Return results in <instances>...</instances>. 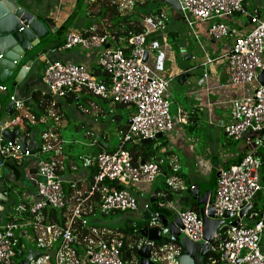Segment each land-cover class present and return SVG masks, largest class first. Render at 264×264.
Wrapping results in <instances>:
<instances>
[{
	"label": "built area",
	"instance_id": "2783aa9c",
	"mask_svg": "<svg viewBox=\"0 0 264 264\" xmlns=\"http://www.w3.org/2000/svg\"><path fill=\"white\" fill-rule=\"evenodd\" d=\"M111 1L120 11L131 10L135 4V0ZM178 2L180 15L189 27L197 22L206 23L210 40L232 38L230 49L218 59L227 66L229 85L239 86L244 92L229 102V116L218 124L231 140L245 141L250 152L220 170L208 204L213 210L212 218L220 224L209 241L203 239L204 223L199 213L169 203L167 208L178 216L182 234L192 241L203 240L209 245L211 255L207 264H264V16L257 7L248 9L246 0ZM236 14L247 19L250 29L246 34L229 25ZM237 22L244 25L240 19ZM143 23L146 28L150 24V27L155 26L151 19ZM148 38L145 30L128 37L68 30L63 47H79L85 52L98 50L97 67L106 79L84 64L49 61L42 77L44 95L60 99L69 92H88L102 100L130 105L133 112L120 131L123 145H137L157 134H169L176 123L187 125L189 120L182 110L179 109L175 117L170 113L171 78L148 63L149 53L148 60L144 61V53L149 52ZM213 60L207 57L203 64L207 66ZM261 72L262 80L259 78ZM5 89L0 85V90ZM10 101L16 109H22V100L13 95ZM52 117L57 119V116ZM22 118L35 121L33 116L22 114L15 116L12 124L21 122ZM61 150L62 140L57 132L40 133L35 152L38 154L35 194L30 201L15 206L8 221L0 223V264H19L27 256L26 264H126L121 236L91 225L88 218L96 212L107 215L137 210L139 200L125 186L152 183L160 172L159 162H134L123 147L111 152L100 151L94 157L95 173L86 192L67 195L58 172ZM28 155L27 152L22 155L18 145H0V166L6 159L19 160ZM71 187L75 188L76 184L72 183ZM259 194L263 197L262 206L259 211H253ZM247 207L249 209L240 216ZM50 212H54V216L48 214ZM225 212H231V216L225 217ZM253 217L257 219L248 224ZM155 220L154 215L151 224ZM25 227L30 228L25 238L33 241V247H26L20 240ZM145 242L152 248V261L163 258L167 264H177L182 252L179 245ZM19 252L25 256L14 263L13 258Z\"/></svg>",
	"mask_w": 264,
	"mask_h": 264
},
{
	"label": "crops",
	"instance_id": "0c3cea01",
	"mask_svg": "<svg viewBox=\"0 0 264 264\" xmlns=\"http://www.w3.org/2000/svg\"><path fill=\"white\" fill-rule=\"evenodd\" d=\"M28 1V5L25 6L26 10L35 19L40 20L44 24L48 33L34 47H31L22 58L20 65L25 62H31V65L25 69L24 78L16 86H12L15 73L5 82H0V85L6 88L3 91L0 90V133L5 128L10 131L18 129L19 134L27 136V141L29 136L33 134L37 144L36 148H38L40 133L45 130L57 132L62 140L58 172L63 179L64 191L67 195H72L76 191L84 193L95 173L94 157L98 152H111L122 147L130 148L141 144L133 145L128 143L123 145L120 137H118L119 141L117 143L107 140V134L102 128L103 124L99 123L101 119L98 114L111 113L113 108L92 100V97L91 99L83 92H69L62 99H50L47 97L48 101L43 102L46 95L43 93L45 87L42 83V77L47 62L54 60L63 63L84 64L96 74L98 50L85 52L79 47L67 49L63 47V43L68 30L74 29L94 34L109 33L107 28L108 17L106 14H100L99 0H93L90 4L87 3V8L84 2H80L81 0ZM146 1L135 0L131 10ZM255 5V7L260 8L257 4ZM82 6H85L84 10ZM131 10L120 11L118 9L120 14ZM172 16L175 21L183 19L180 14L173 11ZM162 18L164 19L159 25L154 24L155 26L149 27L151 32L147 45L149 61L156 71L162 72L165 76L171 78L172 87L168 93V100L170 102V112L171 106L174 108V112H171L172 116L175 117L180 109L188 118V124L190 125L181 129L176 127L178 125L176 123V128L173 132L162 135L160 141L151 144L150 151L160 164V172L156 179L150 184L134 186L128 183L125 186L137 196L139 200L137 210L117 211L116 213L118 214L114 213L116 214L115 216L99 215L96 212L88 218L91 225L107 228L125 240L123 259L126 264H139L140 262L135 249L140 248L145 241L137 231L149 224L152 225L151 218L147 222L141 221L146 214V206L151 198L156 197L158 200L152 203L153 206L164 204V207H158L159 210L171 217H174L175 214L167 208L168 203L178 208H195L196 212L199 213L200 196L205 195V198L209 199L208 204L210 203L220 170L238 162L244 154L250 152V148L245 141H236L237 144H235L225 140L224 137L230 138L224 134L222 127L218 124L221 119L229 116V102L244 92L239 86L229 85L227 66L218 59L230 49L232 40H210L206 32V23L197 22L198 30H196L195 34L193 33V36L200 40V44L196 49L190 48L187 44L189 43L187 33L174 31L169 27L166 31L169 20L163 12ZM231 21H233L232 18L229 22ZM170 27L176 29V22H173ZM249 29L250 25L245 22L243 30L240 32L246 34ZM144 30H146L145 26ZM201 37H204V39ZM162 42H164V45L161 44ZM207 57L214 60L205 66L203 63ZM187 73L189 77L185 81L179 82L177 80L178 76ZM200 79L201 81H199ZM13 95L23 101V107L22 109H16L13 104L14 111L12 114L10 113L11 108H8L7 111L4 109L11 102L10 97ZM33 95H37L40 101L39 99L34 100L32 98ZM85 104L88 107H84L83 105ZM121 106L123 107V104ZM124 107V111L129 110L131 116L133 110L131 112V109ZM68 113H70L73 120L78 122V126H75L76 128H85L88 136L93 132L95 136H100L103 140H92V137H89L92 140L91 143H81L83 145L82 148H85L84 151H82L83 149L79 151L76 146L68 144V140L65 141L60 133V129L66 127ZM22 114L33 116L35 121L31 122L27 118H22L21 122L12 124L13 118ZM52 115L57 116V119L52 117ZM111 118L118 124L117 126H120L119 134L120 130L124 129L129 122L128 119V122L122 125L120 122L123 119V115L118 112L113 114ZM201 120L209 125L204 137L192 131ZM26 124L30 126L28 131ZM73 142L76 144L78 139H73ZM2 143L4 144L5 141L0 137V145ZM128 145L130 147H127ZM93 147L95 148L93 149ZM37 160L38 154L35 153L29 156H22L19 160L6 159L3 165L0 166L2 174L0 184V223L8 221L13 214L15 206L21 202H28L33 198L38 178L36 176ZM137 160L141 161L142 159L139 157ZM85 161L87 162L86 164H84ZM5 182H8V185ZM72 183L76 184L75 188L71 187ZM209 190L211 191L209 192ZM167 194L172 197L171 201L161 203L160 198ZM262 198V195L259 194L256 206L254 204L252 206L253 211L260 210ZM9 206H11V209L6 212L5 210ZM158 208H156V212L161 213ZM48 214L54 216V212ZM256 219L257 217H253L248 221V224H253ZM203 223L204 226L207 225V221L203 220ZM129 228L133 230L129 232ZM22 230L20 240L23 237L25 238L26 234L30 232V228L25 227ZM136 234L140 236L139 239H135L134 236ZM210 236V233L203 231L205 240L209 241ZM175 243L173 242V244ZM262 247L264 249V241ZM19 253L21 254V252ZM210 255L211 252H207L204 259L205 264H207ZM150 260L152 261V258ZM152 263L167 264V260L160 258L152 261Z\"/></svg>",
	"mask_w": 264,
	"mask_h": 264
},
{
	"label": "water",
	"instance_id": "95a60500",
	"mask_svg": "<svg viewBox=\"0 0 264 264\" xmlns=\"http://www.w3.org/2000/svg\"><path fill=\"white\" fill-rule=\"evenodd\" d=\"M162 2L169 6L173 12L181 13L178 0H162ZM29 3L28 0H0V82H5L14 73V80L12 86H16L25 76V69L31 65V62H25L21 64L24 55L34 47L40 40H42L48 33L44 24L35 19L34 16L26 10L25 6ZM148 60V52L144 53V61ZM189 77V74H181L177 80L181 82L185 81ZM259 78L263 79V72L259 75ZM11 108L10 113L13 114V102H9L5 111ZM0 137H2L7 145H18L22 155L27 152L29 155L35 153L37 144L34 139V135L31 134L27 141L25 134H19V130L15 129L10 131L8 129L1 130ZM162 138L161 134H157L153 138L144 139L141 141V145L148 147L156 139ZM141 163L144 160L140 161ZM1 172H0V184H1ZM8 185V182L6 183ZM211 190H209L210 192ZM4 195V194H3ZM193 195V194H192ZM157 198H151L149 204L146 206V214L141 221L147 222L154 215L156 222L152 225L143 227L137 231V233L144 239V241L160 242L162 240H170L180 245L182 252L177 257V264H205L204 259L208 252L209 245L203 240L192 241L182 234V224L178 216H168L165 213H157L156 208L164 207V204L152 203L157 202ZM209 199L205 198V195L200 196L199 199V213L202 219L206 220V215L213 221L215 227L220 222L214 220L213 210L211 206H208ZM249 209H244L240 216ZM205 210L207 214H205ZM231 216V212H225V217ZM206 222V221H205ZM208 224V223H207ZM235 225L236 222H233ZM151 247L147 242L137 249L136 255L140 258L139 264H153L151 258ZM29 256H27L19 264H26Z\"/></svg>",
	"mask_w": 264,
	"mask_h": 264
},
{
	"label": "rangeland",
	"instance_id": "374dc122",
	"mask_svg": "<svg viewBox=\"0 0 264 264\" xmlns=\"http://www.w3.org/2000/svg\"><path fill=\"white\" fill-rule=\"evenodd\" d=\"M80 2L81 3L84 2V5L86 6V8L88 7L87 3L90 4V0H81ZM161 4H162V7H163L162 12L165 14V17H167V19L169 20L167 22L166 31H167L168 27L171 28V30H174V31H179V32L184 31V34L187 33V35L189 36L188 37V42L189 43H187L188 46L190 48H195L196 49V47H198L199 44H200V40L195 38L193 35L195 34L196 30H198L197 29L198 28V23L195 24L191 28V27H189L187 25L185 20L182 19L181 17H180L181 19L179 21L178 20L175 21L174 17L172 16V10L170 9V7L165 5L164 3H161ZM255 4H257L260 7L258 9H259L261 15H263L264 14V0H246V6H247L248 9H252L253 7H255L256 6ZM85 6H82L83 10L85 9ZM148 19H150V18H148ZM232 19H233V21L230 22L231 27L233 26L232 28H235V29H238L239 31H242L243 30V26H240L237 21H238V19H240L242 21V23L244 24L245 22H247V19L244 16L238 15V14H236V16L235 15L232 16ZM223 20L224 21H228L227 19H223ZM173 22H176V24H177V28L176 29H173L172 27H170V25L172 26ZM150 25H148L146 30H145V32L147 34H149V35H151V32L149 30ZM201 38L204 39V37H201ZM225 39H231L232 40L231 37H226ZM205 40H207V39H205ZM223 40H221V41H223ZM149 44H151V43H149ZM149 47H151V46H149ZM150 51L152 52L151 48H150ZM148 63L151 65L150 61H148ZM171 87L172 86L170 85L169 91L171 90ZM83 93L88 95V97H90V98L92 97L93 98V99L91 98L92 100H96L97 102H99L101 104H105V105H108L109 107L113 108L111 110L112 111L111 113H99L98 115H99L100 119L103 120V121L99 120V123L103 124L102 128H103L104 132L107 134V140H109L110 142L113 141L114 143H117L119 141L118 137L121 136L118 133V130H119L120 126H117L118 124H116V122L112 120L111 116L113 117V114H116V112L121 113L123 115V119H121L120 123H122V125H125L128 122V119L130 118V111L129 110L128 111H124L123 107L124 106L128 107V109H131V112H132V107H130V105H123V107H122L121 105H116L115 103L112 104L109 101H103V100L91 95L88 92H83ZM79 99H81V98H79ZM83 106L84 107H88V105H86V104L83 105ZM126 107H124V108H126ZM171 112L172 113L174 112L173 106H171ZM67 117H68V120L66 121V127L61 128L60 129V133H61V135H62V137H63V139L65 141L68 140V144L76 146L77 148H79V151H81L82 149H83L82 151H84L85 148H82L83 145L81 143L88 144V143H91V141L94 140V139L98 140V141H102L103 140L100 136H95V133H93V132H92V134L90 136H88L86 134V129L85 128H79V127L76 128L75 126H78V122H76L75 120H73L71 118L70 113H68ZM189 125L190 124H188V125L178 124L176 127L183 129V128H186V126H189ZM176 127H174V129ZM207 128H209V125L207 124V122H203L201 120L198 123V126L195 129H193L192 131L194 133H197L199 136H203L204 137L205 134H206ZM174 129L172 130V132L174 131ZM122 130L123 129H121L120 131H122ZM89 137H92V140H90ZM75 138L78 139V142L76 144L73 142V139H75ZM161 139L162 138L156 139L154 141V144L157 143L158 141H160ZM224 139L227 140L230 143L237 144L236 141H233L231 139H227L225 137H224ZM129 145L127 147L131 146V145L130 146ZM94 148L95 147H93V149ZM257 199H258V197H256L255 201ZM10 209H11V206L7 207L5 211L8 212V211H10ZM116 214H118V213H116ZM116 214L109 213L107 215H114L115 216ZM107 215H105V216H107ZM205 221H207L208 224L206 226H204L205 228H203V231L210 233L211 236H212V233L215 231L216 227L214 226L213 221L210 218H208L207 215H206V220ZM129 230H130L129 232H131L133 229L129 228ZM211 236H210V239H211ZM21 241L25 242V244L27 245L26 247H33L34 246V243H33V241L30 238H24L23 237V239ZM24 256L25 255L20 254V255L14 257L13 258L14 263H19L20 260H22V258Z\"/></svg>",
	"mask_w": 264,
	"mask_h": 264
},
{
	"label": "trees",
	"instance_id": "16d2710c",
	"mask_svg": "<svg viewBox=\"0 0 264 264\" xmlns=\"http://www.w3.org/2000/svg\"><path fill=\"white\" fill-rule=\"evenodd\" d=\"M100 3V14H106L107 15V28L109 30V33L112 35H115L117 37L119 36H130L132 34H139L144 32V23L143 21L145 19L150 18L154 24H160L163 20L162 18V0H147L143 4H140L138 6H135L131 11L121 13L118 11L117 6L111 1V0H99ZM88 33V32H86ZM96 74L100 76L101 78H105L102 71L97 68ZM68 94V93H67ZM66 94V95H67ZM48 96H45L43 99L45 101H48ZM34 100L40 101V98H38L37 95H33L32 97ZM27 131L30 130L29 124H26ZM2 145H6V143H2ZM152 145H149L148 147H144L142 145L139 146H131L130 148H125L129 151V153L132 156L133 161H137V159L140 157L142 160L149 161V160H155V157H153L152 152L150 151V147ZM240 159V158H239ZM262 172H264V162L262 164ZM172 197L168 194L166 196H163L160 198L161 203H165L168 201H171ZM258 202V199L253 203L254 206H256V203ZM253 209V207H252ZM192 211H197L195 208H190ZM158 211L161 212V210ZM135 239H139L140 236L137 234L134 236ZM124 245H125V240ZM162 243H173L167 240H162L160 242H157L158 245ZM176 244V243H175ZM178 245V244H176ZM137 251V248L135 249V252Z\"/></svg>",
	"mask_w": 264,
	"mask_h": 264
},
{
	"label": "clouds",
	"instance_id": "9594fccd",
	"mask_svg": "<svg viewBox=\"0 0 264 264\" xmlns=\"http://www.w3.org/2000/svg\"><path fill=\"white\" fill-rule=\"evenodd\" d=\"M50 98V97H49ZM64 98V97H63ZM51 99V98H50ZM60 99H62V98H60ZM37 149V148H36ZM35 152H36V150H35ZM35 154V153H34ZM29 156V155H28ZM138 161V160H137ZM145 161V160H144ZM140 162V161H139ZM141 163V162H140ZM14 209V208H13ZM217 228V227H216ZM216 230V229H215ZM204 239V238H203ZM205 240V239H204ZM178 244V243H177ZM179 245V244H178ZM180 246V245H179ZM209 250V249H208Z\"/></svg>",
	"mask_w": 264,
	"mask_h": 264
}]
</instances>
